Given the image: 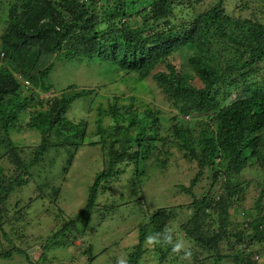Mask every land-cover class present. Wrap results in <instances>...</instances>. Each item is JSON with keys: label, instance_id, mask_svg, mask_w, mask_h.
I'll return each instance as SVG.
<instances>
[{"label": "trees", "instance_id": "16d2710c", "mask_svg": "<svg viewBox=\"0 0 264 264\" xmlns=\"http://www.w3.org/2000/svg\"><path fill=\"white\" fill-rule=\"evenodd\" d=\"M129 1L135 0L8 1L7 27L0 36V161L6 157L12 168L0 165V264L16 255L38 264L30 259V246L17 243L23 242L22 234L12 226L19 218L16 213L31 204L10 216V195L28 184L31 168L52 150L67 152V166L61 168L65 181L84 138L92 134L99 135L100 150L106 155L102 169L88 187L82 209L45 238L42 256L49 242L61 243L54 240L66 231L86 232L98 211V196L122 174L124 164L138 165L139 159L154 154L168 157L174 146L195 163L188 187H181L192 200L147 214L148 220L138 225L137 242L126 264H144L147 253L155 264H257L254 247L264 245V0H238L237 15L227 10L230 0H145L142 8L131 12ZM245 10H250L248 15ZM184 49L194 79L183 77L181 64L175 62ZM94 62L105 68L106 76L120 71L122 79L139 83L143 91L148 90V82L153 83L172 108L166 129L157 105L145 104L135 95L121 100L115 94L107 97L106 106L99 104L92 111L99 85L69 83L54 88L55 95L39 96L52 90L56 63L73 69ZM137 86L128 89L136 92ZM26 90L28 96L23 95ZM32 101L35 106L26 126L41 137L30 150L9 134ZM81 101L93 117L92 132L83 115L79 121L69 117L72 106ZM137 101L145 106L143 110ZM249 158H254L262 174L256 180L257 195L246 207L249 181L240 177ZM164 161L160 160L162 166ZM203 177L208 185L198 196L193 188ZM61 188L52 190L56 205ZM237 207L240 218L234 220ZM180 209L188 213L181 228L192 246L176 251L172 234L169 243L163 233ZM6 224L14 235L5 230ZM156 233L162 235L150 241ZM91 251L86 250L88 262L95 258Z\"/></svg>", "mask_w": 264, "mask_h": 264}, {"label": "rangeland", "instance_id": "374dc122", "mask_svg": "<svg viewBox=\"0 0 264 264\" xmlns=\"http://www.w3.org/2000/svg\"><path fill=\"white\" fill-rule=\"evenodd\" d=\"M8 1L0 0V36L7 27ZM247 1L253 2L254 0H246L245 2ZM148 2L149 0H147ZM251 2L245 3V8ZM142 3L146 4L145 0L129 1L128 11H136L142 8ZM236 3H238V0H230V3H227V10H234L236 13L234 9ZM242 12L248 15L250 10ZM237 14H239V11ZM187 50L184 49L181 58L176 57L175 62L181 64L183 77L194 79V75L187 65ZM104 70L105 68L97 62L88 63L87 65L79 64L73 69H67L66 66L56 63L55 69L52 71V90L41 91L39 96L55 95L57 91L52 93L54 88L60 90L69 83H79L86 87L99 85L98 92L100 94L94 99L92 111L99 104L102 108L106 106L107 97L109 98L115 94L120 96L121 100H125V95H135L139 100H143L142 102H145V104L154 103L157 105L162 114L160 122L162 126L165 125L164 129H166L170 124L168 118L172 115V108L164 100L161 91L153 86V83L148 82V90L143 91L139 83L133 82L132 84L122 79L120 77V75L124 77L122 72L116 71L114 75L106 76ZM196 83L199 85L197 80ZM130 85H138V90L130 92L128 89ZM27 93V90L23 91L24 96H28ZM34 104L35 101L30 102L29 106L26 105L24 112H20L21 119L18 121L17 127L11 129L9 134L15 143L19 146H27L30 150L38 144L41 137L37 130L26 126L33 106H35ZM82 104V101L76 102L71 108L69 117L79 121V117L83 115L88 119V129L92 132V129H95V124L92 123L93 117L87 114L88 112L84 110ZM136 105L140 110L145 108L144 105L139 106L138 101ZM20 124L23 127H19ZM167 133L168 131L164 135ZM99 140H101L99 135L94 134L84 138V146L81 147L69 165L65 181H61L63 174L61 168L67 166V152L65 150L57 152L52 150L46 154L44 160L31 168L32 178H30L28 184L10 195L8 200L10 216L16 213L20 206L26 203L31 204L27 210L21 211L20 215L16 213L19 218L12 221V226L22 234L21 239L24 243H17L21 247L24 244L30 246L28 252L32 262L37 261L38 264H117L118 259L123 258L126 264L127 254L132 251L137 242L138 225L146 222L148 215L158 208L186 205L192 200L191 196L185 193L181 187H188L190 179L196 173L195 163L187 161L182 152L176 147L169 148L171 153L168 154V157H165L164 154H161V158L159 155H150V157L139 159L138 165L133 161H128L129 163L122 166V174L111 181V187L104 194L98 196L96 205L98 211L94 213L86 232L77 234L76 232L66 231L59 239L54 240V242L59 240L61 243L54 245L53 242H49L47 253L42 256L45 238L51 236L64 221L68 220L70 216H74L84 206L88 187L93 182L96 173L102 169V162L106 158V155L100 150ZM89 144L95 145L91 146ZM24 157L28 159L30 154L25 152ZM163 159L165 161L162 166L160 160L163 162ZM7 160L6 157H3L0 161V165L6 170L12 168ZM260 174L262 173L254 158H249L248 166L240 177V179L249 181L245 199L246 207L252 204L253 198L257 195L256 180H259L258 176ZM207 185L208 178L203 177L193 188L195 194L201 196ZM58 186L62 187V191L60 197L57 198L58 203L56 205L52 201V190ZM38 195L42 197L38 198ZM35 196L37 198L34 202H31L30 199L35 198ZM103 206H111L112 208L103 209ZM239 209L237 207L233 212L234 220L240 218L238 215ZM187 218L188 213L180 209L177 215L168 223L169 229L172 230L174 244L182 245L176 251L186 250L192 246L186 240L181 228ZM80 226H82V223H80ZM5 230L14 235V229L11 228V225L6 224ZM145 246L152 248L153 243H146ZM88 247L92 250L91 254L95 256L90 262H88L89 253H86ZM254 248L257 250V264H264V245H256ZM143 258L144 264H155L149 253L145 254ZM4 264L28 263L16 255L13 260H7Z\"/></svg>", "mask_w": 264, "mask_h": 264}, {"label": "clouds", "instance_id": "9594fccd", "mask_svg": "<svg viewBox=\"0 0 264 264\" xmlns=\"http://www.w3.org/2000/svg\"><path fill=\"white\" fill-rule=\"evenodd\" d=\"M171 231H172L171 229H169V228H165V229H164V233H163V237H164L165 241H166V242H169V243L172 241V236H171V234H170ZM161 235H162L161 233H156L155 235L150 236L148 239H149L150 241H152V240H156V239H158ZM181 246H182V245H180V244H176V245L174 246V250H178ZM117 264H125V260H124L123 258H120V259H118Z\"/></svg>", "mask_w": 264, "mask_h": 264}]
</instances>
